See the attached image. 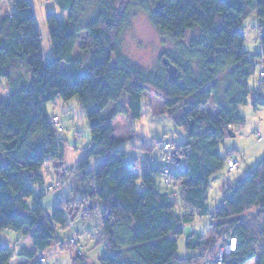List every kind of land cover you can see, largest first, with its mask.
Here are the masks:
<instances>
[{
    "label": "trees",
    "instance_id": "obj_1",
    "mask_svg": "<svg viewBox=\"0 0 264 264\" xmlns=\"http://www.w3.org/2000/svg\"><path fill=\"white\" fill-rule=\"evenodd\" d=\"M56 1L67 14L60 18L47 13L51 59L44 57L29 0H13L14 8L0 15V80L12 79L22 66L32 71L28 87L12 90L0 101V151L6 157L5 162L0 157V236L7 229L29 228L33 247L22 248L18 255L31 264H45L47 259L36 258L41 253L46 258L45 251L54 243L68 248L58 232L70 227V208L77 203L84 218L99 209L103 236L98 242L108 252L97 261L85 252L77 253L75 264H197L225 236L238 242L227 264L254 259L264 264V157L236 187L229 188L220 208L211 212L208 207L212 177L229 168L232 156L241 160L239 152L224 155L220 143L227 135L236 136L234 126L246 125L240 108L250 97L256 107L264 105L249 84L258 68L264 84V35L262 51L251 56L244 32L245 21L254 13L264 25V0H96L92 10L88 0ZM138 10L148 13L158 31L175 43L176 50L165 53L154 72L131 62L121 51V38ZM82 33L86 37L78 45ZM78 51L90 54L86 68ZM164 58L178 68L176 78H169ZM62 64L69 73L61 70ZM148 90L186 130L187 140L175 146L174 163L159 166L148 161L138 168L118 148L112 118H105L104 112L113 103L114 116L131 111L133 118H140ZM59 97L79 98L92 144L77 164L86 189L83 198L61 200L50 215L43 205L47 191L44 187L38 193L36 185L45 182L46 162L61 160L65 154L66 143L58 138L54 116L48 114V104ZM211 104L217 113L208 110ZM172 142L164 141L162 148ZM96 158L100 161L91 168ZM32 198L34 206L29 202ZM210 215L214 220L210 235L186 234V225ZM181 236L186 249L195 253L178 255ZM72 238L81 240L74 235L67 244ZM13 258L12 250L0 243V264H11Z\"/></svg>",
    "mask_w": 264,
    "mask_h": 264
},
{
    "label": "rangeland",
    "instance_id": "obj_2",
    "mask_svg": "<svg viewBox=\"0 0 264 264\" xmlns=\"http://www.w3.org/2000/svg\"><path fill=\"white\" fill-rule=\"evenodd\" d=\"M29 1L35 10L44 57L51 59L53 52L47 25V13L49 11L57 13L60 18H64L67 13L60 9L56 0ZM88 1V9L92 10L95 7L96 0ZM12 8H14L13 0H0V15L7 13ZM244 32L246 35L245 47L251 53L250 55L254 56L261 52L260 37L264 35V25L261 26L256 13L245 21ZM85 37L86 33L80 34L78 45L82 43ZM175 50V43L167 35L161 34L152 23L150 15L141 10L135 12L131 25L121 38L122 54L147 72L158 70L162 62L161 57L165 53H173ZM77 57L80 58L86 68L90 54L78 51ZM112 64L116 65L115 57ZM61 70L66 73L70 72L66 64H62ZM31 78V69L28 66H22L15 71L12 79L0 80V101L7 98L12 90L28 87ZM249 84L251 88L258 90L257 96L264 100V84L261 85L259 68L250 79ZM181 108L178 106L176 112H180ZM240 109L247 120L246 125L243 127L234 126L232 130L236 136L227 135L220 143V150L224 155L227 151L241 153L240 165L234 172H229L226 166L221 172L212 177L208 189V207L211 212H215L217 208L223 205L229 188L236 187L239 181L244 179L264 157V105L259 104L256 107L255 100L250 97L248 104L241 106ZM208 110L212 113L218 112V109L212 104L208 107ZM114 112L115 106L111 103L105 110L104 117L112 118L115 136L119 141L118 148L124 149L128 153V161L137 164L138 168L143 167L148 162L151 154L150 150L155 152L156 158L161 157L164 141H173L175 148V146L187 140L186 130L178 126L163 101L149 90L145 92L142 99V116L140 118H133L131 111L128 115L120 114L117 116H114ZM48 114L50 117H59V125H61L62 131L59 132L58 138L66 143L63 159L46 162L45 182L36 185V190L39 193L44 187L46 189L50 186L49 184L60 182V186L54 190H46L47 196L45 195V200L43 199L46 214L51 215L58 200L71 199L76 201L83 198V190L86 189L82 187V173L78 170L77 164L82 159L84 152L91 146L92 137L86 113L79 103L78 97H74L69 101H65L61 97L57 98L48 104ZM259 132L263 136L262 140L257 137ZM153 144L154 146H152ZM2 155L3 153L0 151V157ZM152 160L155 162L160 160L158 162L160 164L166 163L162 159ZM2 161H6L5 155L2 157ZM98 161H100V158L94 159L91 168H94ZM161 180L162 178L159 176L158 181ZM29 202L34 206L33 198ZM89 203L97 207V203L91 199ZM83 212L84 210L77 203L70 208L71 225L67 230L62 229L58 232L61 242H65L68 248L62 247V244L54 243L45 251L47 259L45 264H75L74 257L77 253L74 251L71 240V244H67L74 235H79L83 242V246H81V240H79V245L82 248L81 253L85 252L89 256H93L96 261L107 254V246L98 242L103 236L99 209L90 218H84L82 216ZM213 221V215L198 217L194 223L186 225V234L197 231L210 235ZM28 231L29 228L22 231L7 229L0 236V242L7 245L13 252L12 262H18V252L22 248L33 247ZM178 245V255L180 257L195 253V251L186 249L185 236L179 237ZM71 248L73 251H71ZM256 262L257 259H254L247 264H256Z\"/></svg>",
    "mask_w": 264,
    "mask_h": 264
},
{
    "label": "built area",
    "instance_id": "obj_3",
    "mask_svg": "<svg viewBox=\"0 0 264 264\" xmlns=\"http://www.w3.org/2000/svg\"><path fill=\"white\" fill-rule=\"evenodd\" d=\"M53 121L56 123L58 130L62 131V127L61 125H59V117H54ZM257 137L259 140H262L263 138L260 132L258 133ZM173 150H174L173 142L166 143L163 149V154L161 155L160 159L164 161H169L170 163H174ZM228 164H229V168H228L229 172L236 171L240 165L239 157L232 156L231 158H229ZM165 174L166 175L170 174L169 168L165 169ZM166 182L168 185H170L171 179L168 178ZM49 185L50 186H48L46 190H54L56 187L60 186V182H58L57 184L54 183V184H49ZM92 201L96 202L95 200H92ZM71 242H72V245L74 246V251L78 254H81L82 248L79 245V241L75 238H72ZM237 245H238V242H237L236 237L225 236L219 239L215 243L211 251L208 253V255L197 264H225L227 257L237 250ZM36 259L41 262L46 261V258L43 255V253L39 254Z\"/></svg>",
    "mask_w": 264,
    "mask_h": 264
},
{
    "label": "crops",
    "instance_id": "obj_4",
    "mask_svg": "<svg viewBox=\"0 0 264 264\" xmlns=\"http://www.w3.org/2000/svg\"><path fill=\"white\" fill-rule=\"evenodd\" d=\"M3 15V14H2ZM264 101V100H263ZM164 103V102H163ZM257 109V108H256ZM113 123V122H112ZM114 126V125H113ZM261 128H262V126H261ZM261 133V132H260ZM263 137V136H262ZM263 139V138H262ZM153 146V145H152ZM150 158L148 159V161H151L152 163H154V164H157V165H159V166H161V165H164V164H160V163H158L160 160H158V162H155L154 160H152V159H159L160 157H155V152L154 151H151L150 150ZM47 196V195H46ZM45 200V199H44ZM43 200V201H44ZM58 202H60V200H58ZM57 202V203H58ZM43 205H45L44 204V202H43ZM45 207V206H44ZM80 237V236H79ZM81 238V237H80ZM0 243H2V242H0ZM19 253V252H18ZM89 256V255H88ZM90 257V259L91 260H93V261H95V259L93 258V256H89ZM18 262H16V261H14V262H11V264H31L33 261H30L29 259H27V258H23V257H20L19 255H18Z\"/></svg>",
    "mask_w": 264,
    "mask_h": 264
},
{
    "label": "water",
    "instance_id": "obj_5",
    "mask_svg": "<svg viewBox=\"0 0 264 264\" xmlns=\"http://www.w3.org/2000/svg\"><path fill=\"white\" fill-rule=\"evenodd\" d=\"M163 63H164L165 66L167 67L168 74H169V78H170V79H174V78H176L177 73H178V68H177L174 64H172V63L169 61V59H167V58H164V59H163ZM194 124H195V122L192 120V121H191V125H190V131L193 130Z\"/></svg>",
    "mask_w": 264,
    "mask_h": 264
}]
</instances>
